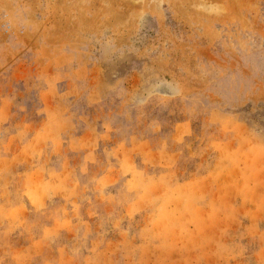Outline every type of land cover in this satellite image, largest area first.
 <instances>
[{"label": "rangeland", "instance_id": "1", "mask_svg": "<svg viewBox=\"0 0 264 264\" xmlns=\"http://www.w3.org/2000/svg\"><path fill=\"white\" fill-rule=\"evenodd\" d=\"M0 19V264H264V0Z\"/></svg>", "mask_w": 264, "mask_h": 264}, {"label": "built area", "instance_id": "2", "mask_svg": "<svg viewBox=\"0 0 264 264\" xmlns=\"http://www.w3.org/2000/svg\"><path fill=\"white\" fill-rule=\"evenodd\" d=\"M6 18V15L4 16ZM0 26L4 29L9 28V22L6 19H0Z\"/></svg>", "mask_w": 264, "mask_h": 264}, {"label": "bare ground", "instance_id": "3", "mask_svg": "<svg viewBox=\"0 0 264 264\" xmlns=\"http://www.w3.org/2000/svg\"><path fill=\"white\" fill-rule=\"evenodd\" d=\"M59 1V0H58ZM63 2V1H62ZM59 3H61V2H59ZM64 4V3H63ZM57 5V4H56ZM60 5V4H59ZM63 6V5H62ZM61 7V6H60ZM63 8V7H62Z\"/></svg>", "mask_w": 264, "mask_h": 264}]
</instances>
